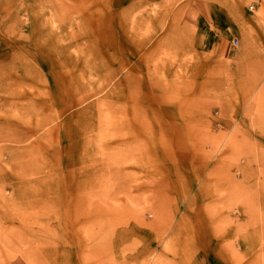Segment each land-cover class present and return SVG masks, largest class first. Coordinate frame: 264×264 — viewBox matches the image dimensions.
<instances>
[{
    "label": "rangeland",
    "instance_id": "obj_1",
    "mask_svg": "<svg viewBox=\"0 0 264 264\" xmlns=\"http://www.w3.org/2000/svg\"><path fill=\"white\" fill-rule=\"evenodd\" d=\"M209 3L0 0V264H264V208L239 207L264 129L237 127L264 121V92L241 81L238 113L232 81L189 63L264 65L248 30L195 47ZM190 217L217 218V241Z\"/></svg>",
    "mask_w": 264,
    "mask_h": 264
},
{
    "label": "crops",
    "instance_id": "obj_2",
    "mask_svg": "<svg viewBox=\"0 0 264 264\" xmlns=\"http://www.w3.org/2000/svg\"><path fill=\"white\" fill-rule=\"evenodd\" d=\"M208 11L203 12L200 11V14L196 16L194 19L196 22V26L199 30L200 36L195 40V47L197 48H205L209 51L207 52H217V55L222 56L223 50L225 49L224 43L222 42V35L228 32H244L249 31L256 34L255 39L253 41V56L248 57L250 63L254 65H264V56H258L264 51V37L262 40H259L261 37L260 34L264 33V0H235L237 10H232L230 5L225 2V0H209ZM248 2H254L255 11L249 13L247 11ZM262 50V51H261ZM264 54V52H262ZM216 57H210L209 55L205 57H201L199 62L189 63L190 65H201L199 70H196L195 76L193 73V79L196 80H213V81H222L224 79L231 80L233 83V88L237 90V97L240 100L239 104L236 101H233V107L237 108L238 113L243 112V108L241 103L243 104V93L240 89V82L245 80L252 81L253 83L249 84L248 95L254 93L257 95L258 93L264 92V73H249V74H241L239 71L240 62H232V72L230 75L228 74L226 78L222 76V78L212 77L213 73L211 71V65H215L218 63H213L212 60H216ZM238 66V67H236ZM210 75L207 77V75ZM219 85H217L218 87ZM241 123V124H240ZM186 127V124L185 126ZM193 127V126H192ZM238 128H246V129H264V121L259 119H248L246 121H240L238 119ZM187 128V127H186ZM191 128V124H190ZM253 136L254 133L252 132ZM257 141H261L264 144V132H258ZM250 162L247 165H242L239 169L241 172V178L244 182H246L245 187H247V191H249L250 199L247 202H243L239 207L244 208H252L259 209L261 207L264 208V186H260L257 184V178L260 176L261 167L264 166V154H258L250 157ZM223 174H219L217 176V181H220V178ZM217 183V182H216ZM254 183V184H252ZM218 185V184H216ZM235 188V186H234ZM218 192V191H217ZM244 192V190H242ZM220 198V197H219ZM218 223V219H213L210 217H204L203 219L197 218H189L186 220V224L199 226L197 230H204L207 237L206 239L214 242L218 237L214 236L213 225ZM196 230V231H197ZM217 241V240H216ZM212 254L216 257L221 258L223 256V252L218 246H214L212 248ZM218 264V263H217ZM221 264V263H220Z\"/></svg>",
    "mask_w": 264,
    "mask_h": 264
},
{
    "label": "built area",
    "instance_id": "obj_3",
    "mask_svg": "<svg viewBox=\"0 0 264 264\" xmlns=\"http://www.w3.org/2000/svg\"><path fill=\"white\" fill-rule=\"evenodd\" d=\"M232 43H233V45L237 46V45L239 44V40L234 39V40L232 41Z\"/></svg>",
    "mask_w": 264,
    "mask_h": 264
}]
</instances>
